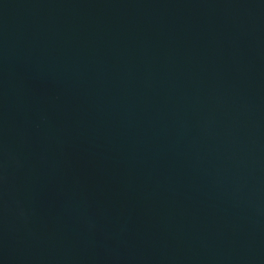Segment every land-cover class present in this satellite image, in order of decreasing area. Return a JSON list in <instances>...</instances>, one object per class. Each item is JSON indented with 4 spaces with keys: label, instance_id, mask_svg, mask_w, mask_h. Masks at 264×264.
<instances>
[{
    "label": "water",
    "instance_id": "water-1",
    "mask_svg": "<svg viewBox=\"0 0 264 264\" xmlns=\"http://www.w3.org/2000/svg\"><path fill=\"white\" fill-rule=\"evenodd\" d=\"M0 264H264V0H0Z\"/></svg>",
    "mask_w": 264,
    "mask_h": 264
}]
</instances>
